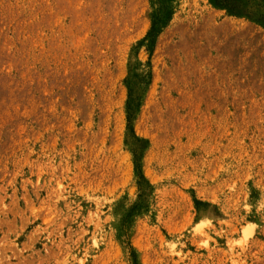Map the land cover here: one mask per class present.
Listing matches in <instances>:
<instances>
[{"label":"rangeland","instance_id":"rangeland-1","mask_svg":"<svg viewBox=\"0 0 264 264\" xmlns=\"http://www.w3.org/2000/svg\"><path fill=\"white\" fill-rule=\"evenodd\" d=\"M0 264H264V0H0Z\"/></svg>","mask_w":264,"mask_h":264},{"label":"trees","instance_id":"trees-1","mask_svg":"<svg viewBox=\"0 0 264 264\" xmlns=\"http://www.w3.org/2000/svg\"><path fill=\"white\" fill-rule=\"evenodd\" d=\"M154 15V14H153ZM161 24H165V21H162L160 18H158L156 15L153 16V23L151 26V31L149 33V36H155L157 32H159V26Z\"/></svg>","mask_w":264,"mask_h":264}]
</instances>
